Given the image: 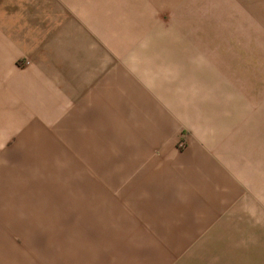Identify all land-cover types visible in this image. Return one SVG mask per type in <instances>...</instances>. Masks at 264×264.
Returning a JSON list of instances; mask_svg holds the SVG:
<instances>
[{"label":"rangeland","instance_id":"374dc122","mask_svg":"<svg viewBox=\"0 0 264 264\" xmlns=\"http://www.w3.org/2000/svg\"><path fill=\"white\" fill-rule=\"evenodd\" d=\"M97 1L100 25L111 9L144 30L140 48L167 44L153 51L162 101L88 91L0 138V264H84L107 248L110 264H264V173L240 161L248 146L226 152L240 132L263 146L264 0Z\"/></svg>","mask_w":264,"mask_h":264},{"label":"crops","instance_id":"0c3cea01","mask_svg":"<svg viewBox=\"0 0 264 264\" xmlns=\"http://www.w3.org/2000/svg\"><path fill=\"white\" fill-rule=\"evenodd\" d=\"M98 5L97 0H0V99L5 98L0 101V138L6 133L7 138L17 134L18 129L13 131L15 123L23 122L26 124L23 128H29V124L31 127L65 117L67 107L82 106L88 91L110 89V98L116 100V105L120 103L115 92L121 90L125 103L153 102L160 106L158 99L162 101L163 80L156 68L163 60L153 51L156 53L158 47L159 51L163 50L167 44L161 42L158 46L154 42L156 46L140 48L138 43L145 38L144 30L138 26L132 29L128 14L119 16L111 9L110 26L100 25L107 16L100 15ZM118 5L123 6V1L110 0V8ZM148 49H151L150 54L146 53ZM206 58L213 66L217 65L216 68L223 67L220 56L206 55ZM108 83L110 87L103 86ZM169 87L168 80L166 90ZM129 90L134 91V97L128 94ZM13 108L14 111L8 110ZM241 135L242 132L226 143V152H236L241 145L248 146L251 153L246 157L241 154L240 161L253 159L255 168L250 167L249 171L257 169L264 173V142L259 151L251 144L249 136L243 140ZM224 157L230 160L226 154ZM261 176L264 178L263 174ZM224 177L221 181H225L227 174ZM254 185L258 187L257 182ZM219 186L224 188L225 183ZM229 218L221 217L219 227L214 230H224L221 222ZM208 219L212 220L210 215ZM226 228L232 230L227 225ZM206 231L203 233L207 234ZM101 251L88 256L91 260L83 263L110 264V248ZM158 257L162 264L161 256Z\"/></svg>","mask_w":264,"mask_h":264}]
</instances>
